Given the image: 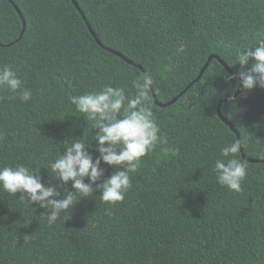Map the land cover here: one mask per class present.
Segmentation results:
<instances>
[{
    "label": "trees",
    "instance_id": "trees-1",
    "mask_svg": "<svg viewBox=\"0 0 264 264\" xmlns=\"http://www.w3.org/2000/svg\"><path fill=\"white\" fill-rule=\"evenodd\" d=\"M76 2L101 45L72 0H0V63L33 91L30 103L0 91V166L41 168L45 183L58 184L47 164L87 128L69 98L108 84L132 92L131 80L144 74L135 65L153 75L161 104L183 93L211 56L234 75L213 58L173 105H157L151 93L168 143L142 159L111 216L96 192L50 225L48 210L0 189V264H264V88L241 86L228 101L240 86L236 51L264 39V0ZM13 4L25 21L18 42L24 25ZM221 101L248 164L240 192L212 172L220 149L238 140L218 114ZM97 148L91 141L94 158ZM101 167L94 188L115 171ZM60 191L75 189L70 182Z\"/></svg>",
    "mask_w": 264,
    "mask_h": 264
},
{
    "label": "clouds",
    "instance_id": "clouds-1",
    "mask_svg": "<svg viewBox=\"0 0 264 264\" xmlns=\"http://www.w3.org/2000/svg\"><path fill=\"white\" fill-rule=\"evenodd\" d=\"M235 64L241 66L238 75L246 92L256 87L264 88V39L237 50ZM235 78L229 76L228 80ZM155 83L153 75L148 72L131 80L132 92L108 84L72 95L69 102L81 114L77 118H83L87 128L82 138L64 140L61 144L63 151L57 152L47 164L51 176L59 183H45L41 168L17 164L0 166V189L13 196L20 194L18 199L28 206L48 210L43 216L50 225L55 224L62 214L69 213L79 200L94 198L96 192L100 193V201L108 205L105 215L111 216L112 208L122 203L132 188V178L142 159L155 152L158 146L168 143L152 107L151 93ZM0 91L12 93L8 99L21 103L33 100L32 89L22 83L8 63H0ZM93 131L95 135H92ZM86 136L90 142H86ZM91 141L98 142L96 151L99 156L96 158L89 152ZM240 151V140L227 143L220 149V158L212 167L216 182L229 191H242V184L247 179L248 164L239 158ZM102 163L115 171L94 188L93 185L104 176ZM70 182L75 192L64 191L62 194L60 189ZM24 239L26 243L28 236Z\"/></svg>",
    "mask_w": 264,
    "mask_h": 264
},
{
    "label": "water",
    "instance_id": "water-1",
    "mask_svg": "<svg viewBox=\"0 0 264 264\" xmlns=\"http://www.w3.org/2000/svg\"><path fill=\"white\" fill-rule=\"evenodd\" d=\"M10 1H11V0H10ZM72 2H73V4L75 5V7L78 9V11L81 13V15H82V17L84 18V20L86 21V23H87V25H88V28H89L90 32L92 33L93 37L95 38V40L97 41V43L101 45V42L99 41L97 35H96L95 32L92 30L91 26L88 24V22H87V20H86V18H85V15L82 13L79 4L76 2V0H72ZM13 5H14L15 9L17 10V12L20 14V16H21V18H22V20H23L24 18H23V15H22L21 11L19 10V8H18L15 4H13ZM23 25H24V27H23L22 33H21V35L19 36V38H18V40H17L16 42H18V41L22 38L23 33H24V31H25V21H24V20H23ZM108 50H109V49H108ZM110 51L113 52V53H115V54L118 55L119 57L123 58V59H124L125 61H127L128 63H130V64H134V63L131 62L129 59L123 57L120 53H117V52L112 51V50H110ZM213 58H216V59H217V60H218V61H219V62H220V63H221V64H222V65H223L228 71H229V73H231L232 75H234L233 72L227 67V65H226L221 59H219L218 57H212V56H211V57L208 59V61H207V63L205 64V66L203 67V69L201 70L200 75L197 77V79H196L194 82H198V81L201 79V77L203 76L204 72H205L206 69L208 68V66H209V64H210V62L212 61ZM135 66L138 67L140 70H142L144 74L146 73L141 65H135ZM194 82H193V83H194ZM193 83H192V84H193ZM239 83H240V86H239L238 90L233 94V96H232L231 98L228 99V101L232 100L233 98L237 97V96L240 94V92H241V86H242L240 80H239ZM192 84H191V85H192ZM191 85H189V87H190ZM189 87H187V89H188ZM187 89H185L184 92H186ZM184 92H183V93H184ZM183 93H181L180 95H178L177 97H175V98H174L173 100H171L170 102L165 103V104H161V103H159V101H158L157 98H156V95H155L154 89L152 90V95H153V97H154V99H155V103H156L157 105L162 106V107H168V106L173 105L174 103H176V102L178 101V99L183 95ZM221 104H222V101L220 102L219 107H218V110H217V111H218V114L220 115V117L222 118V120H223V121H224V122H225V123L231 128V130L237 134V138H238V140L241 141V139H240V135H239V133L237 132V130L235 129V127L233 126V124H232L231 122H229L226 118H224V117L221 115ZM241 152H243L242 144H241ZM242 154H243V153H242ZM243 157H244L247 161H249V162H259V160L248 159V158L245 157V155H243Z\"/></svg>",
    "mask_w": 264,
    "mask_h": 264
}]
</instances>
